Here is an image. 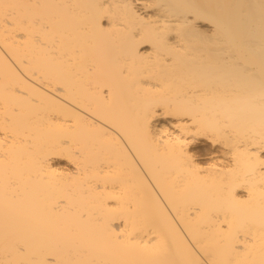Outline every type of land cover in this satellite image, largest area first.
I'll use <instances>...</instances> for the list:
<instances>
[{"label": "bare ground", "instance_id": "obj_1", "mask_svg": "<svg viewBox=\"0 0 264 264\" xmlns=\"http://www.w3.org/2000/svg\"><path fill=\"white\" fill-rule=\"evenodd\" d=\"M0 264H264V0H0Z\"/></svg>", "mask_w": 264, "mask_h": 264}]
</instances>
